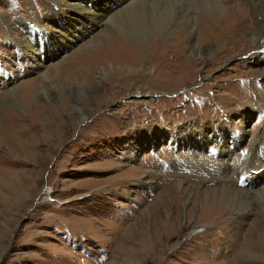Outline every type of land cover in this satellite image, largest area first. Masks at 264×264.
I'll return each mask as SVG.
<instances>
[{"label": "rangeland", "instance_id": "rangeland-1", "mask_svg": "<svg viewBox=\"0 0 264 264\" xmlns=\"http://www.w3.org/2000/svg\"><path fill=\"white\" fill-rule=\"evenodd\" d=\"M88 1L96 11L117 2ZM69 2L0 0V156L8 160L0 162L8 175L0 177V264H264L253 248L264 197L254 198L251 217L231 222L241 203L217 180L221 147L213 142L216 131L244 133L236 163L259 131L264 49L234 45L227 32L221 50L194 57L195 15L218 9L187 10V0L144 43L104 22L58 47L79 19L63 6ZM254 8L244 9L240 28L253 29ZM184 27L192 33L179 40ZM112 35L142 48L123 76L134 74L110 85L97 64L86 86L66 73L79 67L81 50L99 53ZM161 54L162 65L154 58ZM181 135L202 140L185 146Z\"/></svg>", "mask_w": 264, "mask_h": 264}, {"label": "bare ground", "instance_id": "bare-ground-1", "mask_svg": "<svg viewBox=\"0 0 264 264\" xmlns=\"http://www.w3.org/2000/svg\"><path fill=\"white\" fill-rule=\"evenodd\" d=\"M116 1L117 2H115V4L112 5L110 8H106L100 11H96L94 8L91 9L92 3L88 0L82 2L84 4L72 0V2L63 5L69 12L77 14L79 16V19L73 30H67L65 33H61V37L58 36V47H64L65 45H70L76 42L80 38V36H83L85 34L86 29L91 28L88 26L95 25L97 28H99L104 22L113 23V25L116 26L118 30H121L124 35L133 34L136 37L139 36L144 43V41L146 40V36L151 37L155 34L163 33L170 27L171 21L174 22L172 17L174 16V4L179 2L180 0ZM187 1L191 3L187 10H192L190 8L192 6L193 8L196 7L197 9L198 7H202V5L207 9L208 13L212 12V7H214V9H218V12H214L204 17H197L201 14L195 15V26H197V38L200 39L201 43L197 42V45H189L188 49L189 51H191L190 54L194 57L198 56L199 58H203V56H207L210 53L214 54L216 50H221V48L226 45L225 41L222 40L224 34H226L227 32H229V34H234L230 35L233 36L232 38L236 39L233 42L234 45L237 42H242L243 44H241L243 46L241 45V47L247 46V48H250V50L261 48L264 49V0H245V3L244 0H240V2L243 3V8H240V4L236 3L235 1L231 2V0H227L226 2H223V0ZM248 4H253L255 6L254 10H251L253 29H248L246 27L244 30V28H240L238 26V23L242 21L243 15H250V13L244 10L246 9ZM110 16H114V18ZM5 18L3 17L4 22L8 23L7 18ZM116 18L120 19L117 20ZM257 18H260V21H257ZM185 20L189 24H191L188 17H185ZM190 33L192 32H190L189 30H187V28L184 27L181 28L176 34L179 40H183ZM133 35L131 37H133ZM244 39H246V43L244 42ZM104 44L105 47L102 48L99 53L97 52L95 54H92V52L94 51L81 50V54L78 53L79 57H73L76 62L80 63L79 67L74 69V71L68 69L66 73L75 72V75H77L76 77L84 81V84L86 86L90 85L93 82L91 71L94 65L97 64L100 65L101 73L104 77H107V80L110 85L115 81H125L128 76L130 77V75L134 74L130 71V75L123 76L127 69L131 70V67L134 66V64L131 63L135 61V59L137 58L138 50L140 51L142 48L134 49L129 42L125 43L119 37L114 35L110 36L108 40L104 41ZM25 48H30L29 43H27ZM165 56L166 55L163 56L161 54L160 58L158 55H156L154 58L158 59L160 61V64L162 65ZM65 62L66 63H63L62 66H71L72 62ZM73 63L72 65L75 64L76 66L77 63ZM107 63H109L111 67L110 74L106 70ZM114 65H118L119 69L117 71H115L116 69L113 68L115 67ZM164 66H166V64H164ZM171 67L173 68V64L171 65ZM250 73L257 74L261 72H259V70H256L250 71ZM124 77L127 78L124 79ZM77 83V85L82 84L79 82ZM144 88V93H146L148 87L146 86ZM135 93L137 94V92ZM258 110L263 114L262 120L258 121L260 129L257 133H252L251 139L247 145L246 150L243 153L239 154L240 159H237L236 163L234 162V159L237 155L234 153L233 149H237L238 145L241 143V141H243L244 133L242 135L240 134L239 136H235L227 135L225 131L213 132V134L215 133L214 137L217 138L213 142L219 143L221 147V151L217 153V156L220 159L219 162L222 161V167H220V171L222 170V173L219 175L217 180L224 183V186L226 188L225 192L230 195L229 197L232 201H237L241 203L239 207H241L242 210L238 212L236 216L231 217L232 223L240 221L241 219L244 220L251 217V215L253 214V209L251 208V205L254 204V198H256L257 196L264 197V109L263 111H261L262 109ZM83 120H85L84 114L78 117L77 121L83 122ZM207 126L210 127L209 125ZM246 133L247 132H245V134ZM187 137H191V135H188ZM180 140L183 142V145L190 146L191 143L197 144L202 139L198 137L186 138V136L181 135L179 137V141ZM7 144L9 147H12L10 145L11 140L7 139ZM228 146H231L232 149H222ZM231 153H234V155ZM0 160L1 164H3L4 161L8 162L7 159L3 160L2 156H0ZM198 164L202 166V163L200 161L198 162ZM2 172L4 171L2 170V166H0V177L3 174ZM3 175L5 177L8 176L6 174ZM232 178H234V180ZM237 185L242 188L238 187ZM257 222L258 223H256V226L258 228V231L256 228L253 248L256 253H264V224L260 219H257ZM246 252L251 253L250 249L245 250V253ZM234 261L236 262V258L232 260V262Z\"/></svg>", "mask_w": 264, "mask_h": 264}]
</instances>
